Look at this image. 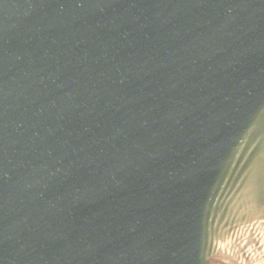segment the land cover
I'll return each instance as SVG.
<instances>
[{
    "label": "water",
    "instance_id": "1",
    "mask_svg": "<svg viewBox=\"0 0 264 264\" xmlns=\"http://www.w3.org/2000/svg\"><path fill=\"white\" fill-rule=\"evenodd\" d=\"M0 264H264V0H0Z\"/></svg>",
    "mask_w": 264,
    "mask_h": 264
}]
</instances>
